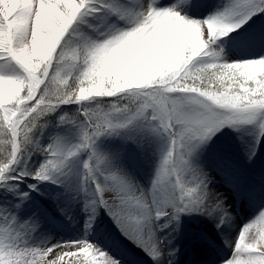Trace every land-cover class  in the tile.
<instances>
[{"label": "snow or ice", "instance_id": "6c2138e0", "mask_svg": "<svg viewBox=\"0 0 264 264\" xmlns=\"http://www.w3.org/2000/svg\"><path fill=\"white\" fill-rule=\"evenodd\" d=\"M262 13L264 0H226L203 20L179 2L0 0V190L26 199V180L30 191L71 183L154 261L164 256L158 233L182 214L224 223L223 197L192 156L225 127L264 137V55L226 61L217 47ZM72 105L59 120L78 138L41 144L47 117ZM132 127L165 141L148 190L97 150L100 137ZM37 227L0 204V264H122L87 239L32 246ZM228 243L223 264H264V208Z\"/></svg>", "mask_w": 264, "mask_h": 264}, {"label": "bare ground", "instance_id": "6f19581e", "mask_svg": "<svg viewBox=\"0 0 264 264\" xmlns=\"http://www.w3.org/2000/svg\"><path fill=\"white\" fill-rule=\"evenodd\" d=\"M128 2L129 4L135 5L143 4L145 0H128ZM155 2L161 6L179 2L182 14H185L190 18H196V16H199L205 19L210 14L213 15L218 11L223 10L226 0H155ZM261 27V24L253 26V28H250L251 33H256L257 29L259 30ZM263 33L264 31L261 32L260 35L253 34L251 38L252 42L246 43L249 54L254 55L256 52H261V48L264 50V36H261ZM228 43L224 44V48L229 47L227 46ZM130 139L131 136H129V140H127V138L120 135L117 141H124V145L121 143L122 147L118 148L115 144H113L111 138H108L105 141H102L103 143L101 144V147L106 151H109L115 146V149H117L115 150V154H107L113 158L114 165L122 170L127 176L131 177L133 181L140 185L143 189L148 190L151 187L152 180L155 176L159 156L157 155L155 159L153 157L151 158L152 154L149 151L145 152L147 150V146H139V144L135 143L134 140L132 141V144ZM257 151V160L255 161L257 163L255 166L257 167L256 170H260L264 167L263 163L261 164L262 168L259 169L260 162L264 160V147H258ZM208 160L209 158L207 156L203 159V161ZM151 161L152 165L147 164ZM214 161H224L223 153L221 152L220 154H217ZM203 164L205 165L206 162ZM221 168L223 170H221ZM215 171L218 172V176L222 177L220 180L222 181L221 184L236 188V183L234 181L236 176H234L228 168L226 169L225 167L219 165V168L217 167ZM255 172L249 173L250 176H252ZM261 173L262 172H260V174ZM207 175H212V173L209 172ZM242 175L243 177L238 179V181L241 182L240 184L247 182V173H242ZM218 181L219 179L212 182L217 183ZM240 184L239 188H245ZM213 187L215 186H211V189H213ZM213 191L218 192L216 189ZM39 194V197L36 196L35 200L29 199V202L25 203V205L20 203L19 208L15 206V208H12L11 210L16 212L20 219L23 220L31 218L37 223L38 227L34 234L35 238L32 246H39L41 240L43 239L61 242L67 241L63 231L64 229L69 230L68 228L70 226L76 231V234L73 233L70 240L87 239L99 246L101 249L109 252L117 259L121 260L122 264H195L201 254L204 255L212 248L216 250L220 246H225V248H222V253L220 255L213 256L210 261L204 263L223 264L224 260L231 255V246L228 241L234 239L239 227L249 222L258 213L251 211L250 213H246L245 216H242L245 212L242 210L239 211L237 208L242 207L243 209V204L240 206L230 205V207H234L235 209L228 210L230 216L225 219L224 223L219 224L218 226V222L215 224V220L211 219L210 222H208V232L205 233L208 240L199 241V243L194 244H187L188 239L186 236L188 233L194 234L197 231L190 226L189 223L183 219V217L180 216L178 222L169 225L167 229H163L160 233H158L164 238V256L159 261H154L148 253L141 248L136 247L121 235L116 223L109 215L106 208L103 206H97L93 212L87 206L88 197L83 192L76 190L73 184L66 183L64 185H55L45 182L39 186ZM106 198H110V196ZM255 199L253 197L250 198L248 194L244 196V202H248V206L244 207L245 211H248L254 203L259 204V202ZM39 200L45 202L43 203ZM37 202L41 203L39 204L41 209L37 206ZM186 215L193 216V213ZM195 215L197 214L195 213ZM205 218L207 219L208 216H205ZM109 230L119 233L121 235L120 238L125 241L131 252L137 253V256L141 259L126 251L125 248H123V245H121L120 240L114 237L112 238L114 234H112ZM60 232L63 234L58 237ZM53 233H56L55 235L57 238H53ZM212 237H215L218 241L223 239L224 244L216 245L215 242L211 240ZM134 248L140 253L135 251ZM183 248H188V250L183 254H180V251Z\"/></svg>", "mask_w": 264, "mask_h": 264}, {"label": "rangeland", "instance_id": "374dc122", "mask_svg": "<svg viewBox=\"0 0 264 264\" xmlns=\"http://www.w3.org/2000/svg\"><path fill=\"white\" fill-rule=\"evenodd\" d=\"M211 15V14H210ZM209 15V16H210ZM189 17V16H188ZM193 19H203L202 17L196 16V18L192 17ZM261 24V29H257L256 33H251L250 28L253 26ZM247 27V28H246ZM244 28V29H243ZM242 29L238 30V32L229 34L228 36H224L217 41V47L223 50V59L226 61H235L241 59H251L256 58L258 55H264V50L261 48V52H256V54L251 55L248 51L243 53L239 52V49L243 48V46L248 43L252 42L251 38L253 34L260 35L261 32L264 31V13L260 14L259 16L254 17L247 25H245ZM264 36V33L261 35ZM260 38V37H256ZM229 42V43H228ZM228 43L227 46L224 48V44ZM232 45V47H231ZM231 47V48H230ZM230 48V50H229ZM227 50H229L227 52ZM235 52V53H234ZM241 54V55H238ZM76 106H65L59 109L56 113L50 114L46 119V126L38 133V138L41 144H48L53 142L56 139H60L64 142L71 143L74 142L78 138V129L74 124H62L60 123L59 117L64 113H72L75 111ZM122 135L123 137L129 140V136H131L130 142L134 140L135 143H138L139 146L141 144H146L149 147V152H151L154 156H161L163 149L165 148V141L161 137L155 135L150 130L146 128H139V127H132L127 130L120 131L118 134L112 135H105L98 139L97 141V150L112 155L115 154V146L122 147L124 141L119 140V136ZM111 138L113 144H115L114 148L109 151H106L101 147L102 141ZM122 143V144H121ZM133 144V143H132ZM124 145V144H123ZM127 146V145H126ZM135 146V145H134ZM264 147V137H259L255 130L253 129H246V130H234L230 127H225L222 130L218 131L210 141L206 144H203L196 148L192 159L195 164L201 167L206 173H212V175H208L210 180V188L213 187L212 190H217L222 197L224 205H233L237 201V196L239 190H235V188L230 187L229 185L221 184V176H218V172H216V168H219V165L228 168L231 173L236 176L234 179L236 183V187L239 186L241 183L238 181L239 178H242V173H247L246 181L243 185L245 188L243 190V194L240 195V199L244 198V191H248L253 198L257 200L260 204L258 209L255 211H260V209L264 208V167L262 168L261 164L264 163V160L260 162L259 169L256 170L257 167L255 166L257 162H255L257 156V149L258 147ZM147 151V150H146ZM223 153L224 161L218 162L214 161L217 154ZM208 157V161H203L205 157ZM264 159V158H263ZM42 160V156L39 154L34 155L32 157V164L35 166ZM206 162L204 165L203 163ZM216 167V168H213ZM221 170H223L221 168ZM233 170V171H232ZM256 171V172H255ZM255 172L252 176L249 173ZM260 172H262L260 174ZM219 181L217 183H213L212 181ZM29 183H36L31 180H26L24 184H21L18 192L28 191L29 196L26 199L21 198L18 194L8 193L5 190H0V204H4L8 210L14 209L15 206L19 203L25 205V203L29 202V199H34L35 197H39V186L42 183L37 184V189L35 191H30L27 188V184ZM41 198V197H40ZM41 201V200H39ZM45 202V201H41ZM40 202H37V206L41 209ZM196 222L200 223L201 225H196L194 223V228L197 231H205L206 227H208V222L211 219H214L215 224H217V218L209 217L206 219L205 216L201 213H196ZM195 215V213H194ZM206 219V221H205ZM188 222H190V218H187ZM203 221V222H201ZM205 225V226H202ZM69 230L64 229L63 233H65L66 239L70 240L73 233L76 234V231L73 228H68ZM69 231V232H68ZM62 232L59 233L58 237H60ZM53 233V238H57ZM119 235V234H117ZM45 236V234H44ZM140 253V252H139Z\"/></svg>", "mask_w": 264, "mask_h": 264}]
</instances>
